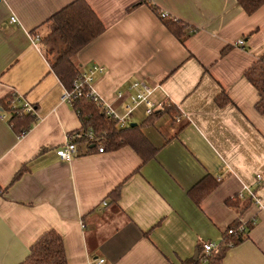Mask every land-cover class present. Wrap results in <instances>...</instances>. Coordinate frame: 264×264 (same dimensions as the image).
Returning <instances> with one entry per match:
<instances>
[{
    "label": "crops",
    "instance_id": "0c3cea01",
    "mask_svg": "<svg viewBox=\"0 0 264 264\" xmlns=\"http://www.w3.org/2000/svg\"><path fill=\"white\" fill-rule=\"evenodd\" d=\"M74 1H0V264H22L48 231L63 238L68 264H192L236 224L247 239L222 264H264V209L247 190L264 206V115L246 75L264 55V6L249 16L237 0H148L195 29L182 44L148 4L128 11L143 0H86L106 30L75 62L105 67L94 90L120 113L133 82L155 89L158 114L147 122L145 108L130 124L156 151L145 161L132 146L100 154L77 143L63 161L57 150L85 131L34 38ZM13 94L34 106L22 137L1 112ZM237 198L242 211L227 204Z\"/></svg>",
    "mask_w": 264,
    "mask_h": 264
},
{
    "label": "trees",
    "instance_id": "16d2710c",
    "mask_svg": "<svg viewBox=\"0 0 264 264\" xmlns=\"http://www.w3.org/2000/svg\"><path fill=\"white\" fill-rule=\"evenodd\" d=\"M244 12L251 16L264 6V0H237ZM148 4L154 14L161 18L163 24L172 35L184 44L196 31L181 20H175L168 16H162L161 10L148 0H143L130 7L131 11L141 5ZM70 6L59 11L49 20V32L42 40V49L45 51L50 71L58 77L63 87L71 90L77 77L82 73L80 65L75 62V57L86 46L101 37L106 27L101 19H98L96 13L86 0H76L69 4ZM227 49L224 50L226 52ZM247 78L259 92L260 99L256 103L258 112L264 115V55L260 61L253 66L247 73ZM13 98L9 96L2 101L3 111L12 114L9 124L20 136L27 134L36 122L34 114L28 113L20 116L14 112L12 106ZM72 109L78 112L85 133L90 130L96 138L101 139L105 149L117 151L125 146H132L137 152L142 154L145 161H149L156 151L152 149L149 142L143 136L138 126L132 127V124L126 128H120L118 124L92 101L79 99L73 103ZM177 109L173 106L163 107L162 114H170L175 121ZM150 115L151 119L154 115ZM78 132H75L76 134ZM74 134H71L72 136ZM75 143H87L92 146L91 149H97L98 144H92L86 137L76 138ZM152 149L149 152L150 157L145 154L146 149ZM27 172V167L22 166L15 175L12 183H15ZM199 187V186H198ZM201 188V187H200ZM116 192L113 194L115 195ZM119 197V193L115 199ZM201 199V198H200ZM199 199V200H200ZM253 201V199L251 198ZM241 200L229 199L227 204L231 207L240 208ZM250 205V204H249ZM247 205H243V207ZM238 229L240 224L232 225L230 228ZM247 239V232L243 234H228L219 248L213 253L209 264H222L228 250L232 247L239 246ZM22 264H68L66 258V249L63 244V238L55 231H48L33 246L28 258ZM192 264H200L199 260Z\"/></svg>",
    "mask_w": 264,
    "mask_h": 264
},
{
    "label": "built area",
    "instance_id": "2783aa9c",
    "mask_svg": "<svg viewBox=\"0 0 264 264\" xmlns=\"http://www.w3.org/2000/svg\"><path fill=\"white\" fill-rule=\"evenodd\" d=\"M2 1V0H0ZM162 16H167L165 13H162ZM11 21L16 23L17 18L12 17ZM36 42H40L41 36H37L34 38ZM244 41H239L238 45L244 46ZM105 72V67L100 65H93L90 67L86 72H82L77 79L75 80L73 87L71 90L64 89L60 93V101L62 103L69 104L73 106V103L79 99H86L92 100L105 114L107 117L111 118L115 121L120 128L129 127L131 118L133 117L134 112L137 110L138 107L143 106L146 108V115L149 117L150 115L155 114L159 109L157 108L156 104L153 102L152 97L154 95L155 89H153L150 85L145 84L144 82L135 81L129 87V91L132 92L129 101L123 102L122 109H124L123 113H120L115 109L113 104L107 102L104 98L102 99L94 90V84L98 76L102 75ZM125 96L122 91L118 92V99L121 100ZM12 106L14 112L19 114L20 116L28 113L35 114L34 106L29 102H25L24 97L13 94L12 97ZM117 99V100H118ZM24 100V101H23ZM23 101V102H22ZM20 103V105H19ZM163 107H168L164 105ZM3 118L6 117V113L1 110ZM179 122V119L177 120ZM20 135L21 137L24 136ZM86 137L92 144H98V153L103 154L105 151V145L101 142V139L96 138L93 132L90 130L88 133H76L73 136H68L67 145L63 148L57 150L56 155L60 157L63 161H71L74 158V155L79 154V150L77 144L75 143L76 138ZM260 179V175L258 176ZM248 194L253 199L256 205L264 209V206L261 205V202L258 196H255L253 192L249 189ZM242 198L244 196L242 195ZM107 203H104L106 206ZM247 229L243 225L238 229L229 228L228 234L238 235L246 233ZM219 248V244L217 243H208L205 244L203 247V251L199 253L198 260L200 264H209L210 260L212 259L213 253ZM101 263L104 261L101 260Z\"/></svg>",
    "mask_w": 264,
    "mask_h": 264
},
{
    "label": "rangeland",
    "instance_id": "374dc122",
    "mask_svg": "<svg viewBox=\"0 0 264 264\" xmlns=\"http://www.w3.org/2000/svg\"><path fill=\"white\" fill-rule=\"evenodd\" d=\"M137 109H138V111H137V112H134V117H135L138 113L143 114V113H144L143 110L145 111V108H143V106L138 107ZM135 113H136V114H135ZM132 118H133V117H132ZM132 118H131V120H132Z\"/></svg>",
    "mask_w": 264,
    "mask_h": 264
},
{
    "label": "water",
    "instance_id": "95a60500",
    "mask_svg": "<svg viewBox=\"0 0 264 264\" xmlns=\"http://www.w3.org/2000/svg\"><path fill=\"white\" fill-rule=\"evenodd\" d=\"M135 125H137V124L132 125V127H134ZM197 258H198V255H197ZM197 260H198V259H197Z\"/></svg>",
    "mask_w": 264,
    "mask_h": 264
}]
</instances>
